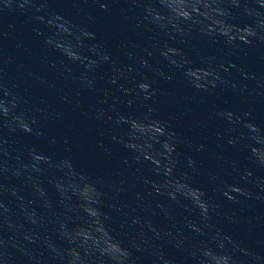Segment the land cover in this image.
Instances as JSON below:
<instances>
[{"label":"water","instance_id":"1","mask_svg":"<svg viewBox=\"0 0 264 264\" xmlns=\"http://www.w3.org/2000/svg\"><path fill=\"white\" fill-rule=\"evenodd\" d=\"M0 264H264V0H0Z\"/></svg>","mask_w":264,"mask_h":264},{"label":"clouds","instance_id":"2","mask_svg":"<svg viewBox=\"0 0 264 264\" xmlns=\"http://www.w3.org/2000/svg\"><path fill=\"white\" fill-rule=\"evenodd\" d=\"M149 2H150V0H149ZM244 2L247 4V3L250 2V0H244ZM228 3H231V2H228ZM5 118H7V117H5ZM248 175H251V173L248 172ZM237 186L243 188L244 192H242V193H234L233 195L236 197L235 199L238 198V196L236 194H244V195H248L249 194L248 190L245 187H243L241 184L238 183ZM132 223L135 224L136 222L133 220Z\"/></svg>","mask_w":264,"mask_h":264}]
</instances>
